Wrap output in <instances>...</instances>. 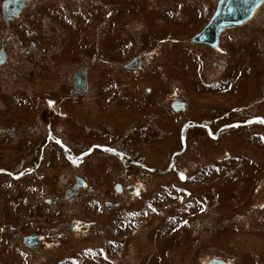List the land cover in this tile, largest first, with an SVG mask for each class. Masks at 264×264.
<instances>
[{"label": "rangeland", "instance_id": "rangeland-1", "mask_svg": "<svg viewBox=\"0 0 264 264\" xmlns=\"http://www.w3.org/2000/svg\"><path fill=\"white\" fill-rule=\"evenodd\" d=\"M3 1L0 166L40 157L50 122L75 155L104 144L134 161L125 166L95 149L79 166L51 149L50 196L79 176L87 186L73 200L62 195L49 222L39 216L62 237L47 254L5 244L0 264H264V3L245 24L226 28L214 48L191 38L218 0H28L10 25ZM78 72L86 79L80 92ZM181 99L185 109L173 107ZM172 156L187 180L176 177L178 168L166 170ZM132 162L156 170L142 174ZM6 178L1 220L5 242L16 245L8 224L20 222L14 205L31 196L21 185L11 195ZM20 208L26 214L27 201ZM77 219V235L57 233Z\"/></svg>", "mask_w": 264, "mask_h": 264}, {"label": "flooded vegetation", "instance_id": "flooded-vegetation-1", "mask_svg": "<svg viewBox=\"0 0 264 264\" xmlns=\"http://www.w3.org/2000/svg\"><path fill=\"white\" fill-rule=\"evenodd\" d=\"M8 1L9 0H4L2 2V12H3L4 18L6 20L5 22L10 25V22L7 21V19H6L7 17L4 13V7H3L4 4L7 5ZM1 49H3V48H1ZM176 105H178V102H176ZM48 122H50V120H48ZM50 123L54 128H52L51 125L47 126V128H46L47 132H46V136L44 138V142H43V144H41L42 146L40 145V148H39L40 150H42L40 152V157H34V154H33L32 158L30 157V159H31L30 162L26 163V160H25L24 162L26 165L25 166L21 165V167L19 165L23 164L22 162H20V163L18 161L15 162L16 160L14 162H12V161H10V159H8V162L4 163L3 166H0V176L1 177H4V176L9 177V178H6L3 181V183L6 186H9L10 194H11V188L18 189V186L22 185V184L31 186L30 187L31 198L29 197V199L27 200V203L29 204V210L27 211L26 214H23L22 208H19V207L16 208L15 209V211L17 212L16 217L19 218L20 222H16L15 224L11 223L12 225L8 224L10 229H13V227L16 228L15 229L16 231H12V233H10V235L15 236V235L19 234V236H18L19 242H21V243L16 242V245H12V242L8 239L5 242V238H7V237L4 236V233H7L9 231V229L6 228V223L1 220V217L4 215H2V209L0 208V250L3 248V246H5V244H7V245H9L10 249H11V247L17 249V246H20L21 248H23L25 246H26L25 248H28V247L33 248L34 247L36 249L40 248V251L45 250L46 254H47L48 250H51L52 245H54V243H58V241H61L62 237L60 238L58 236H55V227L56 226H53L49 231H47L48 228H47L46 224H48L47 222H49L54 217L53 208H54V204L58 203L57 200H59L62 195H63L62 197H65V195L67 196V194L70 192V190L74 191V193L72 194L73 196H77L78 192L80 191V186L77 184V181H75V183L73 184L72 187H68L67 190H63V192L60 191L59 192L60 194H57L55 196L56 200H54V198L52 196H50V194H49L50 188L48 186V183L45 180V176L47 174L44 173L46 171V166L44 167V164L47 161L49 162V158L45 159V156H46V153L48 154L50 151H52L54 148H57V147L60 148V151H58L59 153L63 152V151H61V146L59 144H57L56 141H58L60 139L63 141V143L65 142L63 140V137H62L63 135L61 133V130L54 125V122H50ZM148 130H149V128L147 129V131ZM67 148H68L69 152L74 153L75 150L71 146V143H70V146L67 145ZM88 148L89 147H87V149ZM83 149L84 150L81 151V153H79V154H83V155H81V157L79 155V158L76 157L75 158L76 160L74 161V163L80 162L79 166L82 164V162H84V158H85V155L87 153V151H85L86 147H84ZM116 149L119 150L118 148H116ZM124 150H120V151H123V152L127 151V150H125V151ZM53 152H50V155H52ZM129 155L132 157V160H133V156L130 153H127V155L122 160V163H124L125 166H128L127 161L129 160ZM137 161L141 162L142 160L139 159ZM13 163H18V164H15L14 166H12ZM141 163H143V162H141ZM135 164L136 163L132 162L133 166H137L140 169L143 168V170H141L142 174H144V172H143L144 170L148 171V173L150 172L148 170V168L145 167V165H142V164H136L135 165ZM48 165H52V161L49 162ZM16 166H18V167H16ZM157 169H160V168H157ZM15 174L17 176H14ZM31 175L33 176V178H32L31 183H30V180H29L30 178H27V177L31 176ZM63 178L66 179L65 176H63ZM14 181H17L16 185H14ZM139 183H144V182L139 181L138 184ZM40 186L42 187L41 191H39ZM139 187H141V186H139ZM124 188L125 187L122 185L121 191L119 193H123ZM116 189H117V187H116ZM116 193H118V192H116ZM124 194H125V192H124ZM21 205H23V204H21ZM39 216L45 217L47 222L44 221V219L40 220ZM59 220H62V218L58 219V221ZM80 221H82V220L77 219V220H74L73 222H68L66 224V227L64 226V228L62 229L65 231H62L59 229L57 231V233L60 234V236H66L67 235L66 233L71 231L77 235L78 232L75 233L77 231V228L79 229V231H82L79 228ZM20 223L24 224L25 228L27 227V230H28L27 232H24V231H21L18 229ZM83 225L84 224L82 223V226ZM17 226H18V228H17ZM87 232H80V233L84 234ZM55 238H57L58 240H55ZM21 248H18V249H21ZM45 259L46 258L44 257V260ZM49 260H51V259H49Z\"/></svg>", "mask_w": 264, "mask_h": 264}, {"label": "water", "instance_id": "water-1", "mask_svg": "<svg viewBox=\"0 0 264 264\" xmlns=\"http://www.w3.org/2000/svg\"><path fill=\"white\" fill-rule=\"evenodd\" d=\"M27 1L28 0H9L7 5L4 4V13L7 17V21L17 16L21 12L22 8L26 5ZM260 2L261 0H221L220 6L213 16L212 21L207 26V29L201 35L196 36L197 38L194 40H206L210 42L206 39V37L213 28H215V32L214 34L212 33V37L213 39H216L218 33L225 26L240 24L250 18ZM4 59L5 55L0 51V64L3 63ZM138 63L133 62V66H136ZM75 86L77 92H80L86 88L84 72H78V74L75 76ZM183 105L184 103H180L181 108H183ZM209 264L227 263L220 259H212Z\"/></svg>", "mask_w": 264, "mask_h": 264}, {"label": "bare ground", "instance_id": "bare-ground-1", "mask_svg": "<svg viewBox=\"0 0 264 264\" xmlns=\"http://www.w3.org/2000/svg\"><path fill=\"white\" fill-rule=\"evenodd\" d=\"M228 27H231V26H228ZM214 32H215V28L211 29L210 32L208 33V36L206 37V39L212 42L214 40L213 37H212L213 36L212 33L214 34ZM204 43H207L206 40H205Z\"/></svg>", "mask_w": 264, "mask_h": 264}, {"label": "snow or ice", "instance_id": "snow-or-ice-1", "mask_svg": "<svg viewBox=\"0 0 264 264\" xmlns=\"http://www.w3.org/2000/svg\"><path fill=\"white\" fill-rule=\"evenodd\" d=\"M261 122L264 123V120H262Z\"/></svg>", "mask_w": 264, "mask_h": 264}]
</instances>
